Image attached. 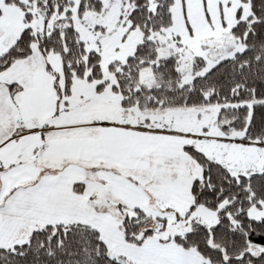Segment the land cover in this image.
I'll return each instance as SVG.
<instances>
[{"label":"snow or ice","instance_id":"obj_1","mask_svg":"<svg viewBox=\"0 0 264 264\" xmlns=\"http://www.w3.org/2000/svg\"><path fill=\"white\" fill-rule=\"evenodd\" d=\"M0 264H264V0H0Z\"/></svg>","mask_w":264,"mask_h":264}]
</instances>
